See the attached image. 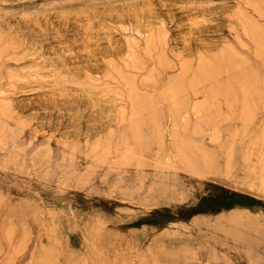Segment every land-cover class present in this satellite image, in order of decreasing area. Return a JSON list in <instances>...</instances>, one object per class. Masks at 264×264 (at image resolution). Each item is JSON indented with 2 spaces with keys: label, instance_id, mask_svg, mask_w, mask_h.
<instances>
[{
  "label": "rangeland",
  "instance_id": "rangeland-1",
  "mask_svg": "<svg viewBox=\"0 0 264 264\" xmlns=\"http://www.w3.org/2000/svg\"><path fill=\"white\" fill-rule=\"evenodd\" d=\"M0 264H264V0H0Z\"/></svg>",
  "mask_w": 264,
  "mask_h": 264
}]
</instances>
